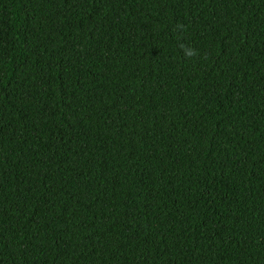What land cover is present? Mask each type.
Segmentation results:
<instances>
[{
	"label": "trees",
	"instance_id": "16d2710c",
	"mask_svg": "<svg viewBox=\"0 0 264 264\" xmlns=\"http://www.w3.org/2000/svg\"><path fill=\"white\" fill-rule=\"evenodd\" d=\"M0 264H264V0H0Z\"/></svg>",
	"mask_w": 264,
	"mask_h": 264
},
{
	"label": "clouds",
	"instance_id": "9594fccd",
	"mask_svg": "<svg viewBox=\"0 0 264 264\" xmlns=\"http://www.w3.org/2000/svg\"><path fill=\"white\" fill-rule=\"evenodd\" d=\"M181 47L184 50L185 56L187 58H191V57H193L194 55L197 54L195 49H190V48H188L187 46H184V45H181Z\"/></svg>",
	"mask_w": 264,
	"mask_h": 264
}]
</instances>
